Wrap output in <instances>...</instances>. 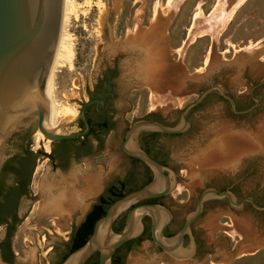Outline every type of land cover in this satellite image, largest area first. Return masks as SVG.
Wrapping results in <instances>:
<instances>
[{
  "label": "rangeland",
  "instance_id": "374dc122",
  "mask_svg": "<svg viewBox=\"0 0 264 264\" xmlns=\"http://www.w3.org/2000/svg\"><path fill=\"white\" fill-rule=\"evenodd\" d=\"M135 2L140 6L134 22L138 27L147 3ZM152 2L148 14L154 19L149 25L163 59L139 83L128 86L132 126L144 115L158 113L174 127L184 109L212 87L221 88L229 98L224 101L215 93L204 108L191 114L183 135L166 141L173 189L163 203L172 217L174 237L207 189L230 188L237 201L252 198L264 206V0ZM70 4L74 14L67 30L74 38L73 66L59 69L54 83L58 102L77 109L101 61L115 55L120 41H127L129 2ZM122 62H127V55ZM52 146L36 125L32 204L12 238L14 264H58L90 205L109 183L126 176L114 141L108 140L95 157L71 158L63 173L59 168L65 162L56 157L55 165L48 159ZM71 199L77 203L72 208L66 206ZM56 200L62 205L53 212ZM126 214L127 210L120 215L116 232ZM177 254L185 259L167 255L147 236L130 247L123 264H264V211L249 203L234 208L226 199L208 200Z\"/></svg>",
  "mask_w": 264,
  "mask_h": 264
},
{
  "label": "water",
  "instance_id": "95a60500",
  "mask_svg": "<svg viewBox=\"0 0 264 264\" xmlns=\"http://www.w3.org/2000/svg\"><path fill=\"white\" fill-rule=\"evenodd\" d=\"M62 18L63 0H0V176L12 157H23L27 149L34 153L36 125L45 139L52 143L78 136L60 134L57 131L68 130L83 118L82 111L73 122L59 125L56 130L45 127L49 116L46 94L59 43ZM215 90L224 95L219 87L208 89L199 100L184 109L181 122L174 127L146 121L133 125L127 134L123 150L151 168L153 181L145 188L115 201L96 222L86 244L72 252L62 264H86L97 253L99 264H113L117 250L142 235L145 218L151 220V237L154 243L167 255L182 260L185 259L184 256L177 253L208 200L226 199L234 208H242L249 203L253 208L264 211V206H259L252 198L239 202L230 191L207 189L198 198L194 212L187 217L179 232L174 237L167 238L165 230L172 218L168 209L157 204H140L145 200L169 195L173 189V177L168 173L171 171L168 167L143 152L132 138L137 137L141 131L169 135L185 132L189 127L187 114ZM175 181L177 184L176 175ZM31 204L30 186V195L20 203L21 219ZM126 210L125 226L122 231L116 232L114 225ZM104 227L107 228V236L101 238V229Z\"/></svg>",
  "mask_w": 264,
  "mask_h": 264
},
{
  "label": "flooded vegetation",
  "instance_id": "af4514ba",
  "mask_svg": "<svg viewBox=\"0 0 264 264\" xmlns=\"http://www.w3.org/2000/svg\"><path fill=\"white\" fill-rule=\"evenodd\" d=\"M127 1L129 2V5L127 4V41H120L117 46L118 51L115 55L110 59L104 58L101 61L97 71L92 75L85 88L81 105H78L76 109L77 114L81 111L83 112V118H80L68 130H63L68 131L69 134H76L78 136L73 139L53 142L51 153L48 155V159L52 161V164L56 165V159L58 158L65 162L63 163L64 166L59 168L61 173H63L65 165L71 158L79 160L95 157L104 151L108 140L116 143L114 153L117 152L122 158L126 168V176L124 179H117L105 187L103 193L90 205L79 227L87 220L88 216L94 212V209L99 204L106 207L108 205L107 203L115 198L111 190L113 187L117 186L119 189H122L124 193L129 194L145 188L153 181V171L151 168L141 159L125 153L123 145L126 142L128 132L133 127V123L131 124L128 118L133 112L132 105L128 102L131 93V90L129 91L130 87L128 86L132 84L136 85L140 82V79L147 76L148 72L160 65L163 59V52L162 48L158 46V41L157 38L154 37V31L151 25H149L154 19L153 14L151 17L148 14L150 10L149 4H151L152 0H146L147 6H145V12H142L144 15L141 16L142 14H140L142 22L138 24V27L134 22L137 19L136 13L140 6H137L135 0ZM151 10L153 11V8H151ZM121 44L126 46L125 50H122L123 46H121ZM125 55H127V62L123 63L122 57ZM215 93L219 94L224 101H229V98L222 95L219 91H212L199 105L187 114L189 124L191 114L204 108ZM73 121L74 120L71 122ZM140 121L156 122L172 127L170 124L166 123L158 113H148L144 115ZM183 134L184 132L178 135H169L151 131H141L137 137H133L132 140L151 158L161 165L170 168V151L166 141L168 142V140ZM25 152L23 157L18 156L19 158L16 160L15 164L8 169L6 168L0 176V184L4 185L0 194V260L6 264H14L17 257L12 246V238L15 233L13 236L12 233L15 228L17 229L22 223L19 214L20 203L23 198L30 195V186L35 170V156L32 159L33 164H31L30 167H26L24 161L26 157ZM215 189L221 190L217 187H215ZM227 190L229 191L230 188L226 189V191ZM10 196L13 198L12 201L10 199L8 201ZM102 197H104L103 202L100 201ZM163 199L164 197L145 200L140 202V204H157L164 207ZM254 201L257 202L256 199H254ZM125 219L119 222L120 228L125 226ZM170 226L171 223L165 230V236H173V233H170ZM76 229L72 231L70 240ZM149 230L151 235V220L145 218L144 232L141 236H144ZM187 237L188 236H186L185 241ZM66 247L67 250L63 251L59 255V258L70 249L68 244ZM200 252L201 246L197 241L196 253L200 254Z\"/></svg>",
  "mask_w": 264,
  "mask_h": 264
},
{
  "label": "bare ground",
  "instance_id": "6f19581e",
  "mask_svg": "<svg viewBox=\"0 0 264 264\" xmlns=\"http://www.w3.org/2000/svg\"><path fill=\"white\" fill-rule=\"evenodd\" d=\"M70 3H71V0H63V18H62L61 33H60V37H59V43H58L55 59L53 62V66H52L51 71H50L49 86H48V90H47V94H46V98L48 100L49 116L45 122V127L48 130H56L59 125H64L66 123H69L72 120H74L77 116L76 109L71 108L69 106H64L63 104L58 102L56 92H55V83H54L55 73L59 69L65 67L67 65H70V67L73 66V59L75 56L74 55V47H73V45H74L73 39L74 38L72 37V35L67 30V26L69 24V19L74 14V10H73L72 5ZM100 5H102V4H100ZM57 133L65 134V133H69V132L63 131V130H58ZM38 135L40 136V134H38ZM47 150H48V146H47ZM65 191H67V190L65 189ZM61 196L62 195H60V197ZM57 200L54 201L53 208H52L53 212H56V210L60 209V206L62 205L61 204L62 202L60 203ZM75 200L71 199L70 202H68V203L66 202V206L68 205L70 208L75 207V205H77ZM77 208H78V206H77ZM58 213H60V212H58ZM106 236H107V228L104 227L101 229V236L100 237L106 238Z\"/></svg>",
  "mask_w": 264,
  "mask_h": 264
},
{
  "label": "trees",
  "instance_id": "16d2710c",
  "mask_svg": "<svg viewBox=\"0 0 264 264\" xmlns=\"http://www.w3.org/2000/svg\"><path fill=\"white\" fill-rule=\"evenodd\" d=\"M25 158H24V161H25V166L26 167H30L31 164H33V157H34V153L31 152L30 150H27L25 152ZM18 156H15L14 158L12 157L8 162L7 164L5 165L3 171L7 168H10L12 167L16 160H18ZM4 188V185L3 184H0V194L2 192ZM115 195V198L110 200L107 204L106 207H104L102 204H99L95 209H94V212L92 214H90L87 218V220L79 227L75 230L71 240L67 243L69 246H70V249L68 250V252H66L59 260L58 264H62L64 262V260L74 251L78 250L79 248H81L82 246H84L86 244V242L88 241V239L90 238V236L92 235L93 233V230H94V226L96 224V222L101 218L103 217L108 208L115 202L117 201L118 199L126 196L127 194L123 192L122 189H119V187L115 186L111 189ZM218 191H225V190H218ZM9 199L12 201V196H10L8 198V201ZM101 202L104 201V197H102L100 199ZM258 203V201H257ZM259 204V203H258ZM118 224V221L115 223L114 225V229L116 227V225ZM124 227H122L120 229V231L123 230ZM116 230V229H115ZM16 232V228L15 230L13 231L12 233V236L13 234ZM150 237V230L149 232L147 231V233L144 234V236H141L137 239H134L132 241H129L128 243H126L125 245H123L122 247H120L116 254L114 255L113 257V264H123V261H124V257H125V254L128 252V250L130 249V247L134 244V243H137V242H140L141 240L145 239L146 237ZM87 264H99V254H95L91 257V259L87 262Z\"/></svg>",
  "mask_w": 264,
  "mask_h": 264
},
{
  "label": "crops",
  "instance_id": "0c3cea01",
  "mask_svg": "<svg viewBox=\"0 0 264 264\" xmlns=\"http://www.w3.org/2000/svg\"><path fill=\"white\" fill-rule=\"evenodd\" d=\"M12 246H13V244H12ZM13 250H14V248H13ZM17 254V253H16ZM1 261V260H0ZM1 264H6V263H3L2 261H1Z\"/></svg>",
  "mask_w": 264,
  "mask_h": 264
}]
</instances>
